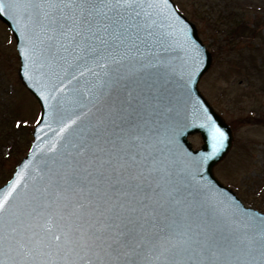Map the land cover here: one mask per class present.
<instances>
[{
    "label": "water",
    "instance_id": "95a60500",
    "mask_svg": "<svg viewBox=\"0 0 264 264\" xmlns=\"http://www.w3.org/2000/svg\"><path fill=\"white\" fill-rule=\"evenodd\" d=\"M3 2L0 22L15 41L18 79L39 107L29 149L0 186L5 223L22 217L35 225L32 231L43 235V221L27 216L34 194L49 185L85 130L99 131L98 124L104 120L108 135H101L100 146L113 162L119 165L124 162L121 157L138 155L161 170L165 186L178 199L149 218L150 241L167 245L185 235L211 236L219 249L211 264H264V247L258 240L264 232V212L245 205L213 172L231 149L234 136L198 88L212 65V54L173 0H142L137 10L157 41L152 53L111 68L95 64L77 68L71 57L51 56L46 35L24 18L27 4ZM216 129L224 139L213 154ZM113 132H122L123 139ZM195 134L201 138L199 148L189 140ZM65 256L54 247L30 244L26 259L8 255L3 259L5 264H71L75 259Z\"/></svg>",
    "mask_w": 264,
    "mask_h": 264
},
{
    "label": "snow or ice",
    "instance_id": "6c2138e0",
    "mask_svg": "<svg viewBox=\"0 0 264 264\" xmlns=\"http://www.w3.org/2000/svg\"><path fill=\"white\" fill-rule=\"evenodd\" d=\"M22 2L27 4L24 18L46 35L49 54L62 60L71 57L77 68L90 64L111 68L143 59L151 55L157 42L151 25L137 10L142 0ZM5 7L0 0V13ZM104 125L101 120L99 131L85 130L49 185L34 194L35 203L27 216L43 221V235L32 231L35 225L22 217L5 223L0 205V264H5L4 255L26 259L30 244L54 247L66 254L65 259L74 256L71 264H205L206 260L211 264L219 251L211 236L185 235L167 245L148 239L149 218L178 199L165 186L161 170L138 155L121 157L124 162L115 164L100 146L101 135H108ZM112 135L123 139L122 132ZM212 139L215 154L224 133L216 129ZM108 143L115 144V140ZM258 240L264 247V232Z\"/></svg>",
    "mask_w": 264,
    "mask_h": 264
},
{
    "label": "rangeland",
    "instance_id": "374dc122",
    "mask_svg": "<svg viewBox=\"0 0 264 264\" xmlns=\"http://www.w3.org/2000/svg\"><path fill=\"white\" fill-rule=\"evenodd\" d=\"M173 2L213 57L198 88L233 131L231 149L215 165L214 175L245 205L264 212V0ZM237 20L259 26L255 32L261 36L228 39L224 30ZM18 66L14 38L0 22V186L28 151L39 113L18 79ZM189 140L200 147L198 134Z\"/></svg>",
    "mask_w": 264,
    "mask_h": 264
},
{
    "label": "trees",
    "instance_id": "16d2710c",
    "mask_svg": "<svg viewBox=\"0 0 264 264\" xmlns=\"http://www.w3.org/2000/svg\"><path fill=\"white\" fill-rule=\"evenodd\" d=\"M258 27L259 26L257 25L250 27L245 20H241V21L237 20L236 22L231 23V26L229 27L230 29H225L224 32L227 35L228 39H231L233 37L234 39H236V38H242V37L261 36L260 33L257 35L255 32L257 31ZM249 32L251 34H249ZM262 38H264V35H262L261 39ZM262 51L264 52V50Z\"/></svg>",
    "mask_w": 264,
    "mask_h": 264
}]
</instances>
